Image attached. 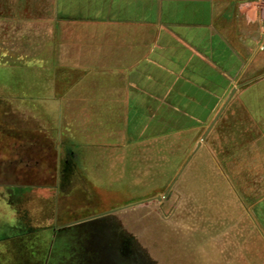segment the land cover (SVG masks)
<instances>
[{"label": "crops", "instance_id": "crops-1", "mask_svg": "<svg viewBox=\"0 0 264 264\" xmlns=\"http://www.w3.org/2000/svg\"><path fill=\"white\" fill-rule=\"evenodd\" d=\"M31 193L54 226L0 264H48L94 194L158 200V264L172 236L264 264V0H0V217Z\"/></svg>", "mask_w": 264, "mask_h": 264}, {"label": "rangeland", "instance_id": "rangeland-1", "mask_svg": "<svg viewBox=\"0 0 264 264\" xmlns=\"http://www.w3.org/2000/svg\"><path fill=\"white\" fill-rule=\"evenodd\" d=\"M129 190L133 191L135 189H128L127 192H129ZM24 192L26 191H23V193ZM81 192L84 194L83 191ZM72 201L77 204L76 208L73 210V213L75 211L81 212V209L87 210L89 208L88 204L90 201L88 199L76 196L74 199H72ZM92 201L93 209H98L96 210V214L112 209L128 207L127 209L119 211L114 217L117 220L116 231L118 232V240L123 241L120 250H123L125 247V250L131 252L132 255L137 252V254L139 253V255L143 256L144 258L149 259L152 264H158V248L156 238L158 207L157 199H154L153 203L140 200V203L138 204L130 206L122 205V207L115 206V208L112 206V203L106 202L104 198L101 196H96V194H94ZM41 203L42 200L39 199L38 195L31 193V195H29V199L27 197V200L24 202L26 205V211H28V204L31 216L35 220L33 223L30 220L31 222H27V224H30L32 228H35L36 226L44 227L48 225L53 227V222L42 220ZM78 206L80 207L78 208ZM23 208L24 207L21 209ZM70 211L71 210H69V212ZM3 216L4 217H0V221L2 222H6L4 218L11 217L10 214L7 213H5ZM9 222L11 223L12 221ZM64 223H66L65 219ZM3 225L4 224L0 223V235H2L3 231H5ZM104 229V224L99 222L77 225L73 230L64 234V241H59L61 247L60 250L58 247V250H55L54 253L51 254L49 261L51 260V264H102V262L100 263V256L94 250H99L101 245H104L105 242L109 241V239L106 238L103 233ZM6 232H8V230ZM92 235L95 237V239L91 238ZM45 236H47V234H45ZM98 238H100L101 241L98 240ZM204 240L205 239L202 237L196 240L187 236L170 237L171 249L176 255L162 254V257L166 262L165 264H181L179 263V259L182 260V264H207L206 255L202 245ZM94 243L96 244V249H94ZM56 252H58L57 255H55ZM123 263L124 262H121V264ZM159 264H163L162 261H160Z\"/></svg>", "mask_w": 264, "mask_h": 264}, {"label": "water", "instance_id": "water-1", "mask_svg": "<svg viewBox=\"0 0 264 264\" xmlns=\"http://www.w3.org/2000/svg\"><path fill=\"white\" fill-rule=\"evenodd\" d=\"M233 94H234V91L231 93L230 97L227 99L223 107L218 111L212 123L207 127L206 131L201 137V141H203L206 138V136L208 135V133L210 132V130L216 123L217 119L221 115L222 111L224 110L225 106L227 105V103L229 102ZM201 141L197 144V147L200 146ZM127 208L128 207H124L122 209H115V210H111L105 213L97 214L94 216H90L84 219H80L77 221L64 224L57 228H67V227H71L74 225H80L84 223H93V222L103 223L105 226L103 233L106 236V238L109 239V241L105 242V244L103 245L105 246V249H107L108 257H110L109 263L110 264H120L121 261H123V259L121 260V258L119 257L120 248H121V245L123 244V241L118 240L119 239L118 232L116 231L117 220L114 217L119 211L123 209H127ZM98 240L101 241L100 238H98ZM127 257L128 258L125 260L128 261V264H152L149 259L144 258L143 256L139 255V253L137 254V252L134 253L133 255L132 254L128 255Z\"/></svg>", "mask_w": 264, "mask_h": 264}, {"label": "trees", "instance_id": "trees-1", "mask_svg": "<svg viewBox=\"0 0 264 264\" xmlns=\"http://www.w3.org/2000/svg\"><path fill=\"white\" fill-rule=\"evenodd\" d=\"M27 222H30V220L25 210L19 211V215H17L16 219L12 221V223L3 222L2 224H4L3 228L5 231H3V234L0 235V243L4 241H10L13 239H25L26 237H29V238L25 239V241H30V239L33 240V238H37L38 230L34 227L32 228L30 224H27ZM76 226L77 225L63 228L59 232H57L58 237L54 239V242L52 244L51 254L54 253L55 250H58V247L60 250L61 247H60L59 241L63 242L64 234L73 230L74 227ZM7 230L8 232H6ZM57 254L58 252L55 253V255ZM11 255L12 257L11 259H9L10 262L8 264H20L27 257L26 254L24 255V254H19V253H13V254L11 253ZM49 264H51V260L49 261Z\"/></svg>", "mask_w": 264, "mask_h": 264}, {"label": "flooded vegetation", "instance_id": "flooded-vegetation-1", "mask_svg": "<svg viewBox=\"0 0 264 264\" xmlns=\"http://www.w3.org/2000/svg\"><path fill=\"white\" fill-rule=\"evenodd\" d=\"M92 239L94 238L95 239V237L92 235V237H91ZM94 241V240H93ZM95 244V243H94ZM96 244L94 245V249H96ZM94 251H96L97 253H98V255L100 256V263L102 262V264H110L109 263V260H110V257H108V253H107V249H105V246H103V245H101L100 247H99V250H94ZM128 255H131V252H129V251H127V250H125V247H124V249L122 250H120V255H119V257L121 258V260L123 259V261H121V262H124L123 264H128V262L125 260V259H127L128 257ZM121 264V263H120Z\"/></svg>", "mask_w": 264, "mask_h": 264}]
</instances>
